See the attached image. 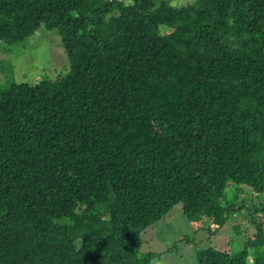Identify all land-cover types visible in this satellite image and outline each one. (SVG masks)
Listing matches in <instances>:
<instances>
[{
	"label": "trees",
	"instance_id": "obj_1",
	"mask_svg": "<svg viewBox=\"0 0 264 264\" xmlns=\"http://www.w3.org/2000/svg\"><path fill=\"white\" fill-rule=\"evenodd\" d=\"M131 2L0 0V42L56 30L70 64L0 93V264H149L171 211L264 193V0ZM197 262L264 264V233Z\"/></svg>",
	"mask_w": 264,
	"mask_h": 264
},
{
	"label": "rangeland",
	"instance_id": "obj_2",
	"mask_svg": "<svg viewBox=\"0 0 264 264\" xmlns=\"http://www.w3.org/2000/svg\"><path fill=\"white\" fill-rule=\"evenodd\" d=\"M121 1L126 5L132 3L131 0ZM155 1L182 7L196 0ZM69 71L61 35L56 30L40 28L22 42H0V93L12 83L33 84L42 79L65 76ZM241 188V194H236L233 184L226 190L227 201L235 204V210L222 226L213 224L206 217L192 222L185 214L171 211L144 232L140 255L148 256L149 264H198V254L208 249L241 250L260 229L264 233V214L255 211L259 204L264 205V193L254 194L247 186ZM241 204L245 207L238 211ZM253 258L254 252L249 263Z\"/></svg>",
	"mask_w": 264,
	"mask_h": 264
}]
</instances>
